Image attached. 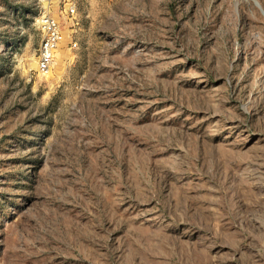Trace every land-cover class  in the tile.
<instances>
[{"label":"rangeland","instance_id":"obj_1","mask_svg":"<svg viewBox=\"0 0 264 264\" xmlns=\"http://www.w3.org/2000/svg\"><path fill=\"white\" fill-rule=\"evenodd\" d=\"M38 9L0 0V264H264V0L52 7L44 73Z\"/></svg>","mask_w":264,"mask_h":264},{"label":"built area","instance_id":"obj_2","mask_svg":"<svg viewBox=\"0 0 264 264\" xmlns=\"http://www.w3.org/2000/svg\"><path fill=\"white\" fill-rule=\"evenodd\" d=\"M79 0H36L39 7L36 15V26L40 31V42L37 50L36 68L47 72L53 65L55 51L63 40V30L56 13L65 12L69 19H73L77 12ZM72 46L76 43L70 42Z\"/></svg>","mask_w":264,"mask_h":264}]
</instances>
